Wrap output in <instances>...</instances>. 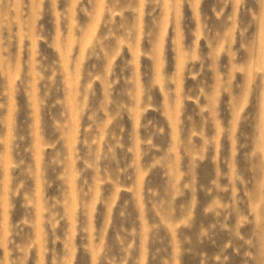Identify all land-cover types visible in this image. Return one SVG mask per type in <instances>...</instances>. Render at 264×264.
<instances>
[{"label": "rangeland", "instance_id": "obj_1", "mask_svg": "<svg viewBox=\"0 0 264 264\" xmlns=\"http://www.w3.org/2000/svg\"><path fill=\"white\" fill-rule=\"evenodd\" d=\"M262 80L264 0H0V264H251Z\"/></svg>", "mask_w": 264, "mask_h": 264}, {"label": "clouds", "instance_id": "obj_2", "mask_svg": "<svg viewBox=\"0 0 264 264\" xmlns=\"http://www.w3.org/2000/svg\"><path fill=\"white\" fill-rule=\"evenodd\" d=\"M258 92L261 96V102L264 104V80H262L258 85ZM146 131H149V138L143 141L144 144L148 145L150 148L154 147L151 142V134L156 132H162V129H156L152 122L149 121L147 124L144 125ZM152 198L154 200L158 199V194L156 192L151 193ZM123 215V213H122ZM239 225L237 227L236 235L239 237V239L243 240V237L239 235L238 231ZM135 235V233H133ZM201 236L206 235L205 232L200 233ZM245 245H247V250L245 251L244 255L249 258L251 261V264H264V233H262L259 236V239L257 241H253L251 239L244 241Z\"/></svg>", "mask_w": 264, "mask_h": 264}]
</instances>
